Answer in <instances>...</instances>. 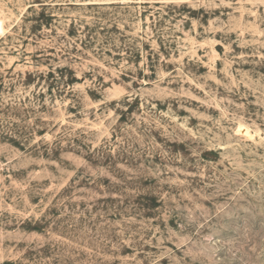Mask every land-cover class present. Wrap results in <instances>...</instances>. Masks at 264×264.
Listing matches in <instances>:
<instances>
[{
    "label": "rangeland",
    "instance_id": "1",
    "mask_svg": "<svg viewBox=\"0 0 264 264\" xmlns=\"http://www.w3.org/2000/svg\"><path fill=\"white\" fill-rule=\"evenodd\" d=\"M5 261L264 264V0H0Z\"/></svg>",
    "mask_w": 264,
    "mask_h": 264
},
{
    "label": "trees",
    "instance_id": "2",
    "mask_svg": "<svg viewBox=\"0 0 264 264\" xmlns=\"http://www.w3.org/2000/svg\"><path fill=\"white\" fill-rule=\"evenodd\" d=\"M3 135L6 137L11 143H13L15 146L22 147L21 145V139L24 138L23 130L20 127L19 124L14 122L12 125H7L3 127ZM41 225L38 224V228L40 229ZM3 264H14L11 261H5Z\"/></svg>",
    "mask_w": 264,
    "mask_h": 264
},
{
    "label": "bare ground",
    "instance_id": "3",
    "mask_svg": "<svg viewBox=\"0 0 264 264\" xmlns=\"http://www.w3.org/2000/svg\"><path fill=\"white\" fill-rule=\"evenodd\" d=\"M247 133V132H246ZM249 133V132H248ZM246 135V134H245ZM248 136H250V135H248Z\"/></svg>",
    "mask_w": 264,
    "mask_h": 264
}]
</instances>
